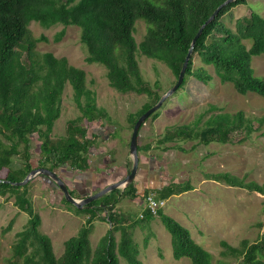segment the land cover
<instances>
[{
    "label": "trees",
    "instance_id": "trees-1",
    "mask_svg": "<svg viewBox=\"0 0 264 264\" xmlns=\"http://www.w3.org/2000/svg\"><path fill=\"white\" fill-rule=\"evenodd\" d=\"M224 1L0 0V178L8 180L0 181V195L14 197V204L29 215L27 225L16 233L12 247L14 258L22 259L24 264H121V259L127 264H144L139 257V244L133 236V229L140 222L116 211L119 198L138 196L134 183L123 191L116 189L105 194L83 209L63 196L66 203L78 211H89L90 216L78 233L65 241L60 256L55 254L50 236L40 229L42 219L34 209L29 184L12 183L22 181L34 168L30 144L35 132L44 139L41 148L45 155L40 167L56 170L69 163L74 170H87L91 166L89 153L94 140L87 136L88 128L82 121H93L106 114L104 108L98 107L96 93L88 87L87 73L83 68L71 64L65 56L58 57L51 51L36 49L39 42L49 38L35 36L30 28L31 22L36 21L46 28L58 24L79 26L81 42L87 52L86 62L104 65L109 84L119 92L145 93L154 99L130 115L133 128L140 115L162 95L160 81L151 85L143 76L139 54L164 62L177 80L194 36ZM247 2H231L206 26L195 44L181 87L190 76L209 83L214 74L208 66H213L221 82L232 83L240 94L254 92L264 97V77L256 74L252 64L254 56L264 54V16L252 10L250 14L236 18L235 27L222 20L232 7ZM138 20L147 24L146 33L139 42L135 36ZM65 32V28L57 32L54 41L62 40ZM195 56L201 62L198 66H195ZM68 84L82 114L68 121L67 135L63 139L52 142L51 134L62 115L63 94ZM159 115L160 109L149 118L156 119ZM257 129L255 119L247 117L243 110L223 112L211 105L193 123L168 127L157 141L160 144L175 143L164 148L180 146L179 142L185 140H198L204 145L228 143L234 132L250 136ZM150 147L151 143L144 145L146 151ZM141 149L139 146V151ZM18 156H22L23 162L15 166ZM207 178L264 195V184L246 181L228 171L210 173ZM191 189L193 185L186 181L154 190L158 197L166 199ZM71 192L75 195L74 190ZM149 192L152 191H146L144 198ZM103 212L107 214L101 215ZM96 217L108 220L112 227L93 247L91 234ZM155 217L171 234L176 259L188 257L190 264H228L233 257L236 264H264V233L255 241L244 238L238 246L222 239L221 258L215 261L214 254L195 240L190 229L163 208L157 214L146 208L140 219L150 222ZM14 223L15 218H12L3 233L10 231ZM118 231L119 239L116 237ZM148 242L147 237L145 244Z\"/></svg>",
    "mask_w": 264,
    "mask_h": 264
},
{
    "label": "rangeland",
    "instance_id": "rangeland-1",
    "mask_svg": "<svg viewBox=\"0 0 264 264\" xmlns=\"http://www.w3.org/2000/svg\"><path fill=\"white\" fill-rule=\"evenodd\" d=\"M252 10L264 16V0H248L247 4L232 7L229 12L232 19L226 14L222 20L235 27V19L250 14ZM30 28L35 36L45 35L49 38L37 44L39 52L51 51L58 57L65 56L71 64L86 71L87 85L95 91L98 107L106 110L104 117L82 121L94 145L89 153L91 166L78 175L91 178L85 179V182L90 188L89 194L95 193L108 185H103L106 179L117 180L122 177L113 171V174L111 171L106 173L108 169L118 172L123 168L126 173L132 167L129 144L133 128L130 115L154 99L145 93L119 92L109 84L104 65L86 62L87 52L81 42L79 26L58 24L46 28L32 21ZM64 28L66 32L62 40L55 42V34ZM136 28L135 36L139 42L146 33L147 24L138 20ZM139 62L143 76L151 85L156 80L160 81L161 94L176 80L171 69L162 61L139 54ZM194 62L195 66L201 64L198 56H195ZM252 64L256 74L264 77V54L254 56ZM208 68L214 74L213 80L206 84L193 76L187 77L186 84L162 105L160 115L156 119L148 118L139 132L138 140L142 149L139 152L136 179L145 181L146 188L136 197L124 195L119 198L116 211L128 214L132 221L140 222L133 229V236L139 244V257L144 264H190L188 257H174L171 234L158 217L150 222H142L140 219L147 208L144 198L146 191L151 190L156 194L154 189H161L171 183L183 184L189 181L193 189L166 198L163 210L188 227L195 240L214 254L215 261L221 258L222 239L238 246L242 239L255 241L264 233L263 194L207 178V174L228 171L246 181L264 184V120L261 122L264 119V97L254 92L240 94L232 83L221 82L213 66ZM211 105H216L223 112L243 110L247 117L255 119L258 129L250 136L244 132H234L232 141L228 143L212 142L204 145L198 143V140H185L179 142L180 146L164 148L175 143L160 144L157 141L168 127L193 123ZM81 114V109L73 99V89L68 84L63 94L62 115L55 123L51 141L63 139L67 135L68 121ZM43 141L39 132L32 134L30 152L34 168L40 167L44 158L45 153L41 148ZM147 143H151V147L146 151L144 145ZM22 162V156H18L14 165L18 166ZM55 171L65 181L74 176V169L69 163ZM148 172L151 174L148 175ZM28 184L34 209L42 219L40 229L50 236L54 252L60 256L64 252L65 241L78 233L90 212L78 211L74 204L66 203L62 191L43 174L36 175ZM77 188L81 189L80 184L73 189L75 195H80ZM12 218H15L13 228L3 233ZM28 220L29 215L14 204V197L0 195V264H24L22 259L13 257L12 247L16 233L27 225ZM93 226L91 242L95 247L112 224L96 217ZM116 237L119 239V231ZM147 237L149 242L146 245ZM121 264L127 263L121 259ZM228 264H236V259L231 257Z\"/></svg>",
    "mask_w": 264,
    "mask_h": 264
},
{
    "label": "water",
    "instance_id": "water-1",
    "mask_svg": "<svg viewBox=\"0 0 264 264\" xmlns=\"http://www.w3.org/2000/svg\"><path fill=\"white\" fill-rule=\"evenodd\" d=\"M236 0H225L223 3H221L215 11L210 15V17L201 25L198 32L194 36L192 40L191 47L189 48L187 55L185 57L184 63L182 65V68L180 70V73L178 75V78L176 82L165 92L161 95L160 99L151 106L148 110H146L140 117L137 119L133 126L131 139H130V155L132 157V168L130 172L121 180L112 182L105 186L104 188L98 190L95 193L86 195L82 198H77L75 195L71 192V188L67 184V182L57 173L55 170H51L47 167H36L33 168L29 174L22 180L17 182H12L16 185H25L27 184L33 177H35L38 174H43L48 177L49 181L53 183L54 186H56L58 189H60L64 195V197L74 204L77 208L83 209L86 207L90 202L104 196L105 194L110 193L113 190L119 189V188H127L135 179L138 170H139V163H140V155H139V132L142 127V125L146 122V120L156 111H158L162 105L181 87L185 80L186 71L190 62V59L192 58L193 51L195 44L197 40L200 38V36L203 34L204 29L206 26L212 22L216 16L219 14L220 10L230 4L231 2H234ZM1 182H8V180H4L0 178Z\"/></svg>",
    "mask_w": 264,
    "mask_h": 264
},
{
    "label": "crops",
    "instance_id": "crops-1",
    "mask_svg": "<svg viewBox=\"0 0 264 264\" xmlns=\"http://www.w3.org/2000/svg\"><path fill=\"white\" fill-rule=\"evenodd\" d=\"M140 146V145H139ZM140 152V151H139ZM82 170H74L72 173L74 174V176H72V178H70L69 180H66L67 181V183H68V185H69V187H71V190H73L74 189V187H76V185L77 184H80V187H81V189H78L79 191H78V193L80 194V195H76L75 197H77V198H82V197H84V196H86V195H89V192H88V189H90L89 188V186H88V184L85 182L86 180H89V179H91L88 175H87V179L85 178V177H79L80 175H78V173L79 172H81ZM86 170H83L82 172H85ZM111 171V173H112V171L113 172H115V174H119V175H122V177H120V178H117V180H108V179H106L107 181H105L106 183L105 184H103L104 186L105 185H107V184H110V183H112V182H115V181H118V180H120L121 178H123L126 174H127V172H128V170H127V172L125 173V171L123 170V168L122 169H120V170H118V172H116V170L115 169H112V170H110V169H108L107 171H106V173L107 172H110ZM75 173L77 174V175H75ZM113 174V173H112ZM149 174H151V173H149L148 172V175ZM86 179V180H85ZM94 181V180H93ZM145 181H143V180H140V179H136V177H135V179H134V186H135V188L137 189V193H140V191L142 190V189H145L146 188V184L144 183ZM142 185V186H141ZM74 186V187H73ZM103 186V187H104ZM77 191V190H76Z\"/></svg>",
    "mask_w": 264,
    "mask_h": 264
},
{
    "label": "built area",
    "instance_id": "built-area-1",
    "mask_svg": "<svg viewBox=\"0 0 264 264\" xmlns=\"http://www.w3.org/2000/svg\"><path fill=\"white\" fill-rule=\"evenodd\" d=\"M145 200L147 208L154 214H157L159 209L166 205V199L158 197L154 192H149Z\"/></svg>",
    "mask_w": 264,
    "mask_h": 264
},
{
    "label": "flooded vegetation",
    "instance_id": "flooded-vegetation-1",
    "mask_svg": "<svg viewBox=\"0 0 264 264\" xmlns=\"http://www.w3.org/2000/svg\"><path fill=\"white\" fill-rule=\"evenodd\" d=\"M130 170H131V169H130ZM130 170H128L127 174L130 172ZM127 174H126V175H127ZM126 175H125V176H126ZM125 176H124V177H125ZM124 177H123V178H124ZM46 178H48V177L46 176ZM123 178H121V179H123ZM121 179H120V180H121ZM132 183H134V181H133ZM132 183H131V184H132ZM128 187H129V186H128Z\"/></svg>",
    "mask_w": 264,
    "mask_h": 264
}]
</instances>
